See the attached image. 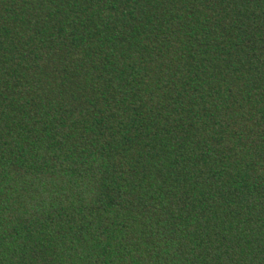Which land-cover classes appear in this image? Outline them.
<instances>
[{"label":"trees","instance_id":"1","mask_svg":"<svg viewBox=\"0 0 264 264\" xmlns=\"http://www.w3.org/2000/svg\"><path fill=\"white\" fill-rule=\"evenodd\" d=\"M0 264H264V0H0Z\"/></svg>","mask_w":264,"mask_h":264}]
</instances>
